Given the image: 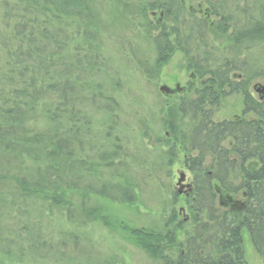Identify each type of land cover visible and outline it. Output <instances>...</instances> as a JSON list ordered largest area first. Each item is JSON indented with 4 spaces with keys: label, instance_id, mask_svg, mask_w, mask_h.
Here are the masks:
<instances>
[{
    "label": "trees",
    "instance_id": "16d2710c",
    "mask_svg": "<svg viewBox=\"0 0 264 264\" xmlns=\"http://www.w3.org/2000/svg\"><path fill=\"white\" fill-rule=\"evenodd\" d=\"M190 2L155 0L148 4L151 12L163 13L168 21V28L164 23V28L151 25L160 29L153 38L156 66L164 67L178 51L202 82L178 103L171 102L165 117L174 139L177 118L184 116L190 124L200 121V127L183 137L191 150L183 156L191 164L188 169L195 181L192 194L196 201L190 209L194 215L188 226L197 229L186 235L185 256L173 229L167 226L161 233L131 228L115 222L107 207L99 204H132V186L89 180L94 158L102 162L115 158V152L86 155L97 149L89 135L91 113L100 104L108 109L114 104L105 96L114 87L104 81L108 66L102 57L100 21L89 0H0V245L35 246L36 254L48 248L31 233L26 218L19 236L6 226L15 207L27 214L25 208H32L35 200V209L41 210L35 212H63L70 229L77 232L101 223L163 264L244 260L240 229L248 231L264 261V132L258 129L259 119L264 127V102L249 93L252 79L264 78V70L243 58L254 48H264V0L252 5L256 16L251 18V11L241 10L236 1L229 9L225 0H204L205 11L197 19ZM209 36L224 39V56L215 58L218 51L206 50ZM228 92L241 98L245 113H253V120L210 123ZM34 114L43 118L44 128H37L36 121L31 124ZM228 139L234 143L232 154L242 169H237L222 148ZM194 151L199 152L190 156ZM80 152L86 158H80ZM256 163L262 168L256 169ZM233 178L246 182L240 187L246 191L247 207L218 209L216 192L224 198L231 195L227 182ZM211 179L222 187L213 189L204 183ZM170 223H176L175 216ZM76 231L73 235L64 232L68 234L64 240L77 239Z\"/></svg>",
    "mask_w": 264,
    "mask_h": 264
},
{
    "label": "rangeland",
    "instance_id": "374dc122",
    "mask_svg": "<svg viewBox=\"0 0 264 264\" xmlns=\"http://www.w3.org/2000/svg\"><path fill=\"white\" fill-rule=\"evenodd\" d=\"M89 1L94 4L96 17L100 21L102 57L108 66L105 69L107 78L103 79L114 87L110 92H106L105 96L114 101V104L109 109L100 104L95 107L99 111H91L89 135L97 149L86 155L97 157L100 152H115L114 160L109 162L94 158L92 179L89 180L132 186L135 195L132 204L117 205L106 201H101L99 204L107 207L111 218L117 220L115 222H123L131 228L161 233L167 229V226L173 229L176 240L181 245V254L183 252L182 256H184L183 233L192 232L188 224L194 215L190 209L193 207V201L195 203L196 200L192 193L188 198L177 194L179 188L177 183L181 174L185 175V184L194 181V174L188 169V165L191 164L187 165L183 156L184 152L191 151L189 146L187 147L188 143H183V137L189 134L193 127L194 129L198 125L200 127V121L190 124L184 116L177 118L176 139H174L169 135L165 117L171 102L178 103L180 98L188 94L187 92L199 89L202 82H199L194 69L189 68L187 59L178 51L164 67L156 66L153 38L160 29L154 30V27L162 25L161 23L167 27L168 21L164 16L159 20L160 13L156 11V14H152L149 10L148 4L155 0ZM190 1L189 9L193 10V17L199 19L205 11V2ZM234 1L241 10L247 8L251 11L250 18L256 16L255 10L252 11V5L258 6L262 2V0H225V5L231 9ZM151 25L154 27L151 28ZM205 41L206 50L212 54L213 51H218L216 55L214 53L215 58L224 56L223 49L226 47L224 39L216 40L213 36H209ZM244 55L243 58H249V62L259 71L264 70L263 47L254 48ZM255 84L264 86V78L252 79L249 88ZM163 86L173 90L179 87L180 91L163 95L160 92ZM182 87L186 89L183 94ZM192 96L194 92L190 97ZM243 107L241 98L228 92L220 100L216 115L210 123L215 125L227 121H239L243 118ZM245 119L250 121L254 118L249 114ZM35 121L37 128H44L45 123L41 116L35 118L34 114L31 124L35 125ZM262 132H264L263 125ZM221 145L230 154V159H235L237 164H241L232 155L234 143L228 139ZM183 146L187 150H184ZM196 152H190V156H195ZM80 154V158H86L85 152ZM204 164L209 165V159H206ZM258 167V170L262 168ZM231 181L229 184L231 193L241 196L245 190L240 187V181L237 178ZM3 191L7 192L6 189ZM4 201L9 202L10 199L4 197ZM33 202L32 208H25L27 214L20 206L15 207L14 212L8 216L10 221L6 226L19 236L22 234L23 222L26 218L31 233L37 235L48 248L41 249L36 254L35 246L31 248L28 245L22 247H16L14 244L0 245V264H163L151 258L114 229H109L101 223H94L77 232L70 229L71 226L63 212L39 214L37 212L41 210L38 207L35 209V200ZM214 205L223 210L216 196ZM182 206L186 210L181 216L179 209ZM19 216H23L22 221ZM174 216L176 223L171 224L170 219ZM179 225L181 228H178ZM68 231H71V235H73L72 231L78 234L77 239L75 237L72 239L73 243L64 240L65 236H68L64 232L69 233ZM46 252L49 254L48 257L45 255ZM242 252L245 264L261 263L260 253L253 248L248 233L244 231Z\"/></svg>",
    "mask_w": 264,
    "mask_h": 264
},
{
    "label": "flooded vegetation",
    "instance_id": "af4514ba",
    "mask_svg": "<svg viewBox=\"0 0 264 264\" xmlns=\"http://www.w3.org/2000/svg\"><path fill=\"white\" fill-rule=\"evenodd\" d=\"M185 90H186L185 87H182V90H181L182 91V94L185 92ZM252 90L254 92H252ZM177 92H179V91H177ZM249 93H250L251 97L254 98V99H256L259 103L262 104L264 102V86L259 85V84H255V85H253L252 87L249 88ZM255 94H256V96H255ZM243 109H244V107H243ZM249 114H251V112L248 113V114H246L245 113V109H244V111H243V118L242 119L240 118L239 121L244 122V123L250 122L251 120L250 121H246V119H245V116H247ZM258 129L262 131V121H261V119H259V128ZM197 152H199V151H197ZM233 156H234V158H236V160H238L235 155H233ZM248 162H247V159L244 161L245 167H246V164H248ZM242 165H243L242 163L241 164H237V166H236L237 169L238 170L239 169H242V167H241ZM256 165H257V163H256ZM255 168L258 169V165L255 166ZM239 181H240L239 185L242 186V187L244 186L243 183H246V182H244L242 180H239ZM184 182H183V187L177 189V194H179L181 196L183 195L184 197L188 198L191 195V193H193V191H194L195 181H190L188 184H185ZM230 182H232V181L230 180L227 183L230 184ZM204 183L206 185H209L213 189L219 187V182L217 180H215V179L204 180ZM216 193L218 195L217 198H218L220 204L222 205V208L223 209H235V210L240 209V210H243V209H245L247 207L248 202H247V199H246V191L242 192V195L241 196H235L232 193L231 195L227 196L226 198H224L223 196H221L220 195V192H216ZM186 204H187V202L185 203V205ZM188 208H189V206H188ZM179 210H181V213L180 212L179 213L182 216V214H183V212H185L186 208L184 206H182ZM192 230H193V232H196L197 229H191V231ZM240 231H241V233L243 231L246 232V233H248V231L245 230V229H240ZM186 235H187V233H183V239H184L185 243L188 240V237ZM251 245L257 251V249L254 247V245L253 244H251ZM181 255H183V252H182ZM184 256H185V249H184ZM200 264H203V263L201 262ZM226 264H245V261L244 260H232V261L226 262ZM260 264H264V261H263L262 258H261V263Z\"/></svg>",
    "mask_w": 264,
    "mask_h": 264
},
{
    "label": "water",
    "instance_id": "95a60500",
    "mask_svg": "<svg viewBox=\"0 0 264 264\" xmlns=\"http://www.w3.org/2000/svg\"><path fill=\"white\" fill-rule=\"evenodd\" d=\"M162 16H163V14L161 13L160 14V20L162 19ZM178 90L180 91V89H178ZM160 92H162L165 95H168V94L173 93L174 91H172L169 88L163 86V87L160 88ZM184 180H185V175L181 174L180 177H179V179H178V183H177V186L179 188L183 187V184L182 183L184 182Z\"/></svg>",
    "mask_w": 264,
    "mask_h": 264
},
{
    "label": "bare ground",
    "instance_id": "6f19581e",
    "mask_svg": "<svg viewBox=\"0 0 264 264\" xmlns=\"http://www.w3.org/2000/svg\"><path fill=\"white\" fill-rule=\"evenodd\" d=\"M247 3V2H246Z\"/></svg>",
    "mask_w": 264,
    "mask_h": 264
}]
</instances>
